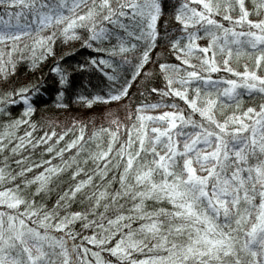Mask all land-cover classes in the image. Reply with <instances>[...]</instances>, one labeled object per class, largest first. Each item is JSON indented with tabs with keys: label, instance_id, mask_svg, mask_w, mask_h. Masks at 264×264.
<instances>
[{
	"label": "snow or ice",
	"instance_id": "1",
	"mask_svg": "<svg viewBox=\"0 0 264 264\" xmlns=\"http://www.w3.org/2000/svg\"><path fill=\"white\" fill-rule=\"evenodd\" d=\"M52 92L125 119L46 127ZM0 129V264H264V0H0Z\"/></svg>",
	"mask_w": 264,
	"mask_h": 264
},
{
	"label": "trees",
	"instance_id": "2",
	"mask_svg": "<svg viewBox=\"0 0 264 264\" xmlns=\"http://www.w3.org/2000/svg\"><path fill=\"white\" fill-rule=\"evenodd\" d=\"M171 2V0H169ZM248 4H252V0H247ZM254 18V17H253ZM201 43H205L206 40L204 38L201 39ZM69 47L75 48L76 51L73 54V59L70 61L71 63L75 64L77 61L83 63L90 56H95L99 58L101 55H106V53H101L96 48H89L83 45V42H73L70 46H66L65 48L61 49V52H68ZM171 59L175 61L176 57L172 56ZM50 63V62H49ZM234 66L236 62L233 61ZM243 60L240 62V69L242 70ZM109 71L111 69H108ZM43 73L48 77L47 84L51 85L53 83L52 76L48 73V66L45 65L43 68ZM234 78V75L231 73L227 74ZM18 83L21 85L27 84L29 81L32 83H36L37 80L41 79V72L37 71L32 73L31 70L29 71H22L20 76L17 78ZM80 83L84 85V88H87L88 91H84L81 89L84 95H88L89 91H100L104 88V84L107 82V77L103 75L97 68H89L87 69L83 76H78L76 78ZM91 81V84L88 81ZM79 86V85H78ZM135 87L133 88V92H135ZM158 97H152L149 99V103L155 102ZM22 107V106H21ZM21 107H12L11 111L14 112L16 115L20 114ZM116 104L112 103L110 106L105 104H100L98 106L88 105L87 103H77L74 99L68 100L65 99L62 103L58 102L55 96V93H51V98L48 94H44L42 98L39 100V103L36 106V109L33 113V119L37 120L39 123L44 124L46 127L55 126L57 128L70 125L72 120L75 119L82 123H85L89 130L93 127L100 128V127H107L112 119L119 117L121 120L125 119V113L120 112L118 115H114L112 118H107L102 113L106 110L113 111L116 109ZM122 107V106H121ZM158 110H164L163 108ZM70 118V119H69ZM2 130V129H0ZM24 127L21 126L19 131H24ZM54 199V197L52 198Z\"/></svg>",
	"mask_w": 264,
	"mask_h": 264
},
{
	"label": "rangeland",
	"instance_id": "3",
	"mask_svg": "<svg viewBox=\"0 0 264 264\" xmlns=\"http://www.w3.org/2000/svg\"><path fill=\"white\" fill-rule=\"evenodd\" d=\"M120 112H123V106L121 107V110L119 112H117L116 109L113 111L106 110L102 114L105 115V117H107V118H112V117H114V115H118Z\"/></svg>",
	"mask_w": 264,
	"mask_h": 264
}]
</instances>
